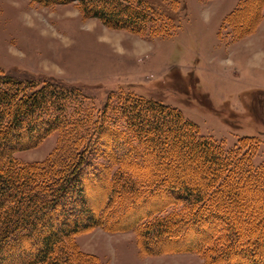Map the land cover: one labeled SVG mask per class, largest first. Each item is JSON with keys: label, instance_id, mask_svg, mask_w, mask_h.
<instances>
[{"label": "trees", "instance_id": "obj_1", "mask_svg": "<svg viewBox=\"0 0 264 264\" xmlns=\"http://www.w3.org/2000/svg\"><path fill=\"white\" fill-rule=\"evenodd\" d=\"M33 1L74 3L83 17L132 33L164 31L170 21L164 0ZM244 1L250 2L238 6ZM50 131L58 135L44 160L12 156ZM107 142L125 152L106 153ZM257 143L248 137L224 148L177 108L125 88L109 91L94 108L90 97L59 81L0 72V146L6 147L0 154V264H100L76 249L73 235L109 229L101 211L112 202L130 207L155 195L173 208L159 213L161 205L131 226L139 252L165 251L162 241L195 232L191 246L172 250H195L200 264H264V164L252 160ZM110 154L111 171L96 161ZM85 177L104 183L105 199L87 203Z\"/></svg>", "mask_w": 264, "mask_h": 264}, {"label": "rangeland", "instance_id": "obj_2", "mask_svg": "<svg viewBox=\"0 0 264 264\" xmlns=\"http://www.w3.org/2000/svg\"><path fill=\"white\" fill-rule=\"evenodd\" d=\"M164 1L170 18L166 30L132 33L83 17L74 3L0 0V72L18 80L59 81L90 97L94 108L109 91L128 89L177 108L201 135L224 148L255 138L252 160L264 164V0L241 2L243 12L238 10L241 0ZM57 135L50 131L12 156L23 163L42 161ZM101 148L114 156L125 152L109 142ZM5 149L0 146V154ZM112 154L96 158L97 164L113 170ZM90 167L85 169L93 174ZM85 179L87 203L105 199L104 183ZM167 203L159 195L130 207L112 202L101 211L109 229L82 230L73 235L74 245L100 264H200L195 250H172L191 246L195 232L162 241L165 251L139 252L131 226L161 205L159 213L169 211L173 206ZM90 217L96 216L92 212Z\"/></svg>", "mask_w": 264, "mask_h": 264}]
</instances>
